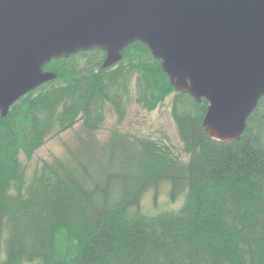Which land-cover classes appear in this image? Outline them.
I'll return each mask as SVG.
<instances>
[{"label": "trees", "instance_id": "trees-1", "mask_svg": "<svg viewBox=\"0 0 264 264\" xmlns=\"http://www.w3.org/2000/svg\"><path fill=\"white\" fill-rule=\"evenodd\" d=\"M105 59L93 50L52 61L56 80L0 119V264H264V97L240 141L220 143L203 129L208 104L177 93L146 46H129L112 68ZM134 80L149 111L173 95L185 160L161 141L114 133L95 153L27 176L21 153L31 160L79 121L95 132L106 104L124 120ZM160 183L183 203L147 214L142 198Z\"/></svg>", "mask_w": 264, "mask_h": 264}, {"label": "water", "instance_id": "water-1", "mask_svg": "<svg viewBox=\"0 0 264 264\" xmlns=\"http://www.w3.org/2000/svg\"><path fill=\"white\" fill-rule=\"evenodd\" d=\"M146 46L203 129L237 143L264 97V0H0V119L56 80L54 60L102 50L104 69Z\"/></svg>", "mask_w": 264, "mask_h": 264}, {"label": "rangeland", "instance_id": "rangeland-1", "mask_svg": "<svg viewBox=\"0 0 264 264\" xmlns=\"http://www.w3.org/2000/svg\"><path fill=\"white\" fill-rule=\"evenodd\" d=\"M137 85L132 83V102L128 105L124 120H120L118 114L110 104L104 107V122L95 131L90 132L82 121H79L74 129L54 136L40 147L31 160L23 153L20 154V162L27 176L31 177L37 171H41L45 163L53 164L56 161L63 162L70 154L85 155L95 153L96 149L107 145L111 136L116 133L130 137H150L156 141L166 143L172 151L183 160L187 158L180 140L176 123L172 116L173 95L166 96L153 110L143 107L137 100ZM163 163H159L156 169H162ZM159 171L157 170L156 173ZM155 173V175H156ZM152 176L147 177L150 182ZM171 186L169 183H160L157 187H150L142 198V210L147 214H154L164 210H176L183 203V197L172 202L170 199Z\"/></svg>", "mask_w": 264, "mask_h": 264}, {"label": "bare ground", "instance_id": "bare-ground-1", "mask_svg": "<svg viewBox=\"0 0 264 264\" xmlns=\"http://www.w3.org/2000/svg\"><path fill=\"white\" fill-rule=\"evenodd\" d=\"M51 66V65H50Z\"/></svg>", "mask_w": 264, "mask_h": 264}]
</instances>
